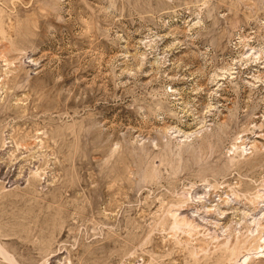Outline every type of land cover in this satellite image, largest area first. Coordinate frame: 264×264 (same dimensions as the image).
I'll return each instance as SVG.
<instances>
[{
    "label": "rangeland",
    "instance_id": "obj_1",
    "mask_svg": "<svg viewBox=\"0 0 264 264\" xmlns=\"http://www.w3.org/2000/svg\"><path fill=\"white\" fill-rule=\"evenodd\" d=\"M0 264H264V0H0Z\"/></svg>",
    "mask_w": 264,
    "mask_h": 264
}]
</instances>
